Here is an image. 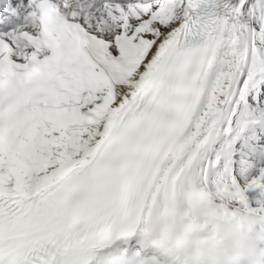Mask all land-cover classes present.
<instances>
[{"label":"snow or ice","instance_id":"1","mask_svg":"<svg viewBox=\"0 0 264 264\" xmlns=\"http://www.w3.org/2000/svg\"><path fill=\"white\" fill-rule=\"evenodd\" d=\"M0 264H264V0H0Z\"/></svg>","mask_w":264,"mask_h":264}]
</instances>
